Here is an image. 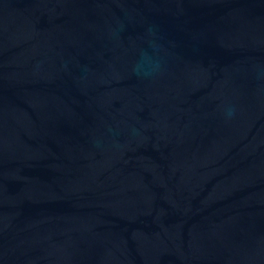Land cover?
Returning <instances> with one entry per match:
<instances>
[{
	"label": "water",
	"instance_id": "95a60500",
	"mask_svg": "<svg viewBox=\"0 0 264 264\" xmlns=\"http://www.w3.org/2000/svg\"><path fill=\"white\" fill-rule=\"evenodd\" d=\"M0 264H264V0H0Z\"/></svg>",
	"mask_w": 264,
	"mask_h": 264
}]
</instances>
